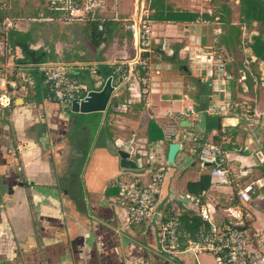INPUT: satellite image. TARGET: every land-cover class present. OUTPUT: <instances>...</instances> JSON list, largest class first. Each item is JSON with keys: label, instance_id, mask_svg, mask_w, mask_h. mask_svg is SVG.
Listing matches in <instances>:
<instances>
[{"label": "crops", "instance_id": "crops-1", "mask_svg": "<svg viewBox=\"0 0 264 264\" xmlns=\"http://www.w3.org/2000/svg\"><path fill=\"white\" fill-rule=\"evenodd\" d=\"M47 1H13L23 16L8 32L0 55V64L21 74L9 78L0 73V88L11 86L15 96L13 106L0 108V264H215L213 255L206 252L163 249L154 220L129 223L114 184L120 175L146 176L158 163L166 168L161 208L172 204L177 212H198L186 184L209 168L201 165L181 123L196 118L191 108L200 120L205 111L199 108L209 105L210 89L188 69L187 56L192 33L202 36L205 44L199 26L207 21H150L156 51L148 53L145 80H136L134 71L129 80L113 82L115 89L105 111L76 112L47 98L38 65L56 60L93 65L104 84L112 75V65L136 59L137 47L126 35L119 40L120 33L130 31L123 20L115 21L111 36L100 45H93L91 38L81 42L77 36L90 20L48 16ZM170 1L203 12L180 5L189 0ZM140 5L145 14V0H109L101 15L132 18ZM218 28H213L214 33ZM163 40L169 45L166 50L158 45ZM234 75L230 86L238 89L242 100L255 101L253 111L247 117L215 116L217 123H212L207 138L213 140L218 125L236 128L235 139L225 136L222 140L232 146L225 149L228 162L234 167L253 165L256 174H264V154L260 155L264 152V81L254 98L242 67ZM85 79L92 86L101 84L90 76ZM115 100L120 102L108 110ZM208 123L207 118L206 129ZM171 124L176 130L168 141L165 130ZM171 142L180 144L173 163L168 161ZM121 150L129 153L135 166L122 165ZM236 189L232 183L214 180L203 192L202 202L215 219L220 206L236 201ZM245 212L250 230H264V189L252 195ZM254 245L250 241L249 248Z\"/></svg>", "mask_w": 264, "mask_h": 264}, {"label": "built area", "instance_id": "built-area-1", "mask_svg": "<svg viewBox=\"0 0 264 264\" xmlns=\"http://www.w3.org/2000/svg\"><path fill=\"white\" fill-rule=\"evenodd\" d=\"M8 2L0 0V7L7 6ZM108 3L109 0H50V6L61 11L68 20L94 19V15L104 11ZM115 20L126 23V29L133 34L138 53L133 62H117L114 73L119 78L118 82L122 83L134 75V65L143 63L141 53L151 51L154 44L151 25L144 19L143 5L136 10L135 17L126 19L119 16ZM2 24L5 34L0 36V55L7 43L8 32L15 27L10 17H5ZM103 28V23H100L99 29ZM219 35L220 30L215 31L209 45L202 42L188 44V69L200 83L208 85L210 89L206 112L247 117L251 114L249 103L232 95L230 84L235 80V75L229 70L227 60L218 49ZM158 45L165 50L169 46L166 40ZM38 72L44 78L47 98L56 101L62 109L70 108L74 101L81 103L86 100L90 90L103 85L98 68L93 65L65 60L45 62L38 65ZM0 73L7 77L12 71L7 64H0ZM156 73H160V70L157 69ZM87 76L101 84L94 83L95 87L90 85L85 79ZM11 83L12 87H16L13 81ZM13 100L11 86L0 88V108L10 107ZM189 112L195 114L196 118L189 119L190 126H183V135L195 142L203 138L201 130L196 127L199 114L193 108ZM175 130L174 125H168L165 139L173 140ZM198 159L202 166L209 168L213 182L232 183L237 187L236 201L220 206L219 219L211 215L209 207L200 196L193 195L204 226L195 234L182 236L178 232L176 219L165 217V209L160 206L159 195L166 168L157 163L146 176L120 175L114 180L119 191L116 199L124 206L128 222L156 221L160 245L167 251L193 254L206 252L213 255L215 264H264V230H250L245 212V206L251 202L252 195L264 189V174H256L253 165L232 166L222 145L208 138L198 152ZM250 241L255 242L253 248H249Z\"/></svg>", "mask_w": 264, "mask_h": 264}, {"label": "trees", "instance_id": "trees-1", "mask_svg": "<svg viewBox=\"0 0 264 264\" xmlns=\"http://www.w3.org/2000/svg\"><path fill=\"white\" fill-rule=\"evenodd\" d=\"M14 0H9L7 6L0 7V36L5 34L3 28V20L5 17H10L15 23L22 20L23 14L16 10V6L13 4ZM212 2L215 0H211ZM239 8L238 21L234 22L231 18L232 8L227 2L219 3L216 10L211 11H193L188 8H182L175 6L170 0H145V14L144 19L147 22L150 21H166V22H193V21H208L220 24V35L218 42V49L223 53V50L227 52L228 55H234L236 57V52L238 49L243 51L242 69L245 73V83L248 87L251 95L257 97L258 87L263 82L264 79L261 78L258 67L261 62H263L264 69V0H236ZM46 14L51 17L64 18L61 11L55 10L50 6V0L47 1L45 5ZM60 16V17H59ZM115 19L113 17H104L101 13H96L94 19H90L89 34L93 42V45H100L102 42L106 41L112 34V30L115 28ZM100 23H103L104 28L99 29ZM255 26L256 28H253ZM248 31L252 33L248 36L244 34ZM254 31V32H253ZM127 36L129 41H133L134 37L131 31H127L125 34H119V40L123 39V36ZM245 48H248V52H244ZM156 48L152 46L153 51ZM149 51H143L141 56L143 58L142 64L134 65V71L136 73V80L143 81L147 77V71L149 69ZM225 57V56H224ZM226 59V58H225ZM227 60V59H226ZM62 60H56V62ZM50 62V61H44ZM228 68L233 73L230 66V60L227 61ZM117 63L112 65V77L114 84L118 83V76L114 73L117 68ZM183 68V67H182ZM20 75L13 71L9 78L13 75ZM24 77V76H22ZM14 78V77H12ZM232 95L234 98L242 100L241 97L237 96L238 89L231 86ZM13 103L15 104V96L13 95ZM119 100H115L110 104L108 110L113 111V107L117 106ZM250 105V111H253V104L255 101L248 102ZM10 106V107H11ZM207 106H202L199 108L206 112ZM208 118V126L205 131H200L203 138H200L193 142L195 152L198 154L201 147L206 141L210 130L212 129V123L216 121L217 115L209 114L206 112ZM237 129L234 127H221L218 125L217 132L213 135V142L222 145L223 149L232 148L230 143L223 142L225 136H231L232 140L235 139L234 135L237 134ZM213 184L212 177L209 171L203 172L198 179L189 180L186 184V189L189 193L200 196L202 200L203 192L208 190ZM119 191L117 188V196ZM174 217L178 222V232L182 236L187 234H195L198 230L203 228V221L198 213L192 212L190 210L183 209L177 212V209L172 204H169L165 208V217Z\"/></svg>", "mask_w": 264, "mask_h": 264}, {"label": "water", "instance_id": "water-1", "mask_svg": "<svg viewBox=\"0 0 264 264\" xmlns=\"http://www.w3.org/2000/svg\"><path fill=\"white\" fill-rule=\"evenodd\" d=\"M184 69H187L186 66L183 67ZM115 87L113 85V77L109 76L104 84L99 89H92L88 93V97L86 100L82 101L81 103H78L77 101H74L72 103L71 109L76 112H97V111H105L109 105L112 93L114 91ZM206 119L207 114L205 112L200 113V120L196 124V127L201 130H206ZM181 125H191L190 121L184 120L182 121ZM180 148V144L177 142H171L169 144V151H168V161L170 163H173L175 161L176 154ZM121 163L125 167H131L135 166L134 162L129 159V153L121 150ZM264 152H260V155H262ZM263 161V160H262ZM264 166V162H263Z\"/></svg>", "mask_w": 264, "mask_h": 264}, {"label": "rangeland", "instance_id": "rangeland-1", "mask_svg": "<svg viewBox=\"0 0 264 264\" xmlns=\"http://www.w3.org/2000/svg\"><path fill=\"white\" fill-rule=\"evenodd\" d=\"M227 2V4L230 5V7L232 8V15H231V18L234 22H237L238 21V17H239V8H238V3L236 2V0H215V1H211V2H208V0H201V1H198V0H189V1H186V2H183L181 3L180 5L182 6H186V7H192V8H197L199 10H202L203 12L205 10H216L219 3H225ZM121 16V15H120ZM68 23H71L72 21H67ZM67 23V24H68ZM73 24H76L77 22H72ZM90 27V22L89 21H86L84 23V27L82 28V34L77 36V39L80 40L81 42H89L90 40V37H89V33H88V28ZM201 27V30L203 31V33L205 34V44L209 45L211 42H212V36H213V33H214V30L213 28L214 27H220L219 23L217 25V23L215 22H204L203 24H200ZM253 27V26H252ZM253 28H256L255 26ZM220 30V28H218ZM221 31V30H220ZM251 31H248L244 34V36H248L249 37V33ZM201 38L202 36L200 35H197V34H194L192 33L191 34V41L192 42H201ZM223 55L225 56V58L228 60H230V56L227 54L226 51L223 50ZM243 52L238 49L237 52H236V58L235 60H230V64H231V67L235 70H233L234 72L236 71L237 73H239V66L240 68L242 67V59H243ZM233 64V65H232ZM241 64V65H240ZM156 67H154V71H156L155 69ZM259 71L261 72L260 76L261 77H264V69L263 68H259ZM156 73V72H155ZM264 81V80H263Z\"/></svg>", "mask_w": 264, "mask_h": 264}, {"label": "bare ground", "instance_id": "bare-ground-1", "mask_svg": "<svg viewBox=\"0 0 264 264\" xmlns=\"http://www.w3.org/2000/svg\"><path fill=\"white\" fill-rule=\"evenodd\" d=\"M59 17H60V16H59ZM12 34H13V33H12ZM21 39H22V38H21ZM82 57H83V56H82ZM82 57H81V58H82ZM84 58H85V57H84ZM129 59H130V58H129ZM78 60H79V59H78ZM81 60H82V59H81ZM87 60H88V59H87ZM79 61H80V60H79ZM79 61H78V62H79ZM83 61H84V60H83ZM18 78H19V77H18ZM158 139H159V138H158ZM163 140H164V139H163ZM151 167H152V166H151Z\"/></svg>", "mask_w": 264, "mask_h": 264}]
</instances>
